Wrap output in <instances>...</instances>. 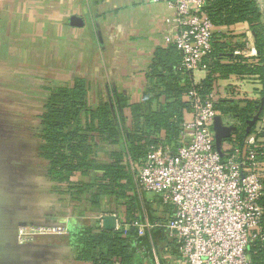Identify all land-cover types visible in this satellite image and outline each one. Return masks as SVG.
Returning <instances> with one entry per match:
<instances>
[{
  "label": "crops",
  "instance_id": "0c3cea01",
  "mask_svg": "<svg viewBox=\"0 0 264 264\" xmlns=\"http://www.w3.org/2000/svg\"><path fill=\"white\" fill-rule=\"evenodd\" d=\"M169 16L164 5L145 0H0V264H85L77 260L69 236L85 227L103 228L104 219L114 215L123 220V208L111 199L93 207L84 198L58 193L39 157V118L49 91L76 79L86 82L92 109L116 94L129 105L143 104L154 84L148 78L154 53L170 45ZM72 17L82 26L72 27ZM205 77L193 73V84ZM241 86L238 101L258 97L253 86ZM130 123L129 115L124 124ZM99 148L105 160L120 146ZM140 196L160 208L154 196ZM21 228L64 233L19 246Z\"/></svg>",
  "mask_w": 264,
  "mask_h": 264
},
{
  "label": "trees",
  "instance_id": "16d2710c",
  "mask_svg": "<svg viewBox=\"0 0 264 264\" xmlns=\"http://www.w3.org/2000/svg\"><path fill=\"white\" fill-rule=\"evenodd\" d=\"M203 11L213 26L212 52L204 59L208 69L198 85L193 84L192 74L182 68L180 53L169 45L154 53L148 76L154 84L143 104L129 105L116 94L111 102L92 109L87 105L88 87L82 79L49 91L39 118V157L48 164L47 178L58 193L64 192L77 201L84 198L93 207H99L104 198L111 199L123 208V222L128 225L125 234L101 227H85L71 234V246L82 263L154 264L152 247L159 264H169L164 258L167 251L178 259L175 242L162 230L137 237L133 225L141 222L144 215L151 222H161L171 211L154 209L140 196L128 163L138 170L151 146L175 151L190 111L186 97L191 90L199 92L204 100L211 95L215 112L234 127L235 132L222 142L225 157L235 148L246 151L249 137H254L253 149L264 184V128L255 136L264 114L263 9L257 0H209ZM246 31L253 33L258 54L252 60L233 55L244 48L241 38ZM244 82L255 88L256 99L237 100V91ZM223 86L228 90L224 91ZM129 115L131 123L126 126ZM101 143L120 148L107 152L102 160ZM259 205L264 210V194ZM261 227L264 230V214ZM247 254L251 264H264V242L251 243Z\"/></svg>",
  "mask_w": 264,
  "mask_h": 264
},
{
  "label": "built area",
  "instance_id": "2783aa9c",
  "mask_svg": "<svg viewBox=\"0 0 264 264\" xmlns=\"http://www.w3.org/2000/svg\"><path fill=\"white\" fill-rule=\"evenodd\" d=\"M145 1L162 4L170 12L165 19V35L168 44L180 53L182 68L191 74H206L204 59L212 52L213 26L203 10L209 0ZM241 42L244 48L235 50L233 55L248 60L257 58L253 33L246 31ZM186 102L190 111L175 151L151 146L138 170L128 163L140 193L154 196L162 210L171 211L166 221L158 223L150 222L144 215L141 222L133 225L136 235L144 238L155 229L162 230L175 242L179 256L177 259L169 251L164 253L169 264H251L247 248L251 243L264 242V210L259 205L264 194L263 172L253 149L254 137H249L246 151L235 148L225 157V150L220 154L215 146L212 128L219 115L214 110L213 97L204 100L199 92L191 90ZM263 128L264 123L255 130V136ZM114 217L115 231L125 234L128 225ZM63 233L58 228H21L18 243H29L35 236ZM151 252L153 263L159 264L153 247Z\"/></svg>",
  "mask_w": 264,
  "mask_h": 264
},
{
  "label": "water",
  "instance_id": "95a60500",
  "mask_svg": "<svg viewBox=\"0 0 264 264\" xmlns=\"http://www.w3.org/2000/svg\"><path fill=\"white\" fill-rule=\"evenodd\" d=\"M263 2L264 1H258L260 7L263 6V5H261ZM70 24H71L72 27H81L82 26V21L79 18L72 17L70 19ZM261 103L264 104V99L261 100ZM254 121H252L250 123V126H252L254 124ZM212 130H213V133H214V140H215L216 149L221 154L220 146L222 145V142L224 140L228 139L229 136L233 132H235V129H234V127L231 126V124L227 125V122H223L220 117H217L214 120ZM116 222H117V220H116V218L114 216L105 218L104 219V223H103V228L106 229V230H110V231L111 230H115ZM16 243L19 246H24V245L30 244V243H27V244H19L18 243V234H17V237H16Z\"/></svg>",
  "mask_w": 264,
  "mask_h": 264
},
{
  "label": "rangeland",
  "instance_id": "374dc122",
  "mask_svg": "<svg viewBox=\"0 0 264 264\" xmlns=\"http://www.w3.org/2000/svg\"><path fill=\"white\" fill-rule=\"evenodd\" d=\"M263 8H264V5H263ZM263 12H264V9H263ZM220 149L221 150H223V148H222V145L220 146ZM141 194H142V191H141ZM158 214V213H157ZM162 215V214H161ZM160 216V214L158 215V217ZM146 217H147V219L149 220V217H148V215H146ZM150 221V220H149ZM151 222V221H150ZM154 223H158V222H154ZM19 231V230H18ZM17 234H18V232H17ZM36 237V236H35ZM33 240V239H32ZM32 240H31V242H32ZM30 243V242H29ZM27 244V243H26ZM168 258H171V256L169 257V256H167ZM172 260V262L174 263V262H176V259H174V258H172L171 259Z\"/></svg>",
  "mask_w": 264,
  "mask_h": 264
}]
</instances>
